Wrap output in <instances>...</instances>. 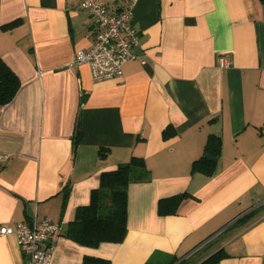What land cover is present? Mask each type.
Returning <instances> with one entry per match:
<instances>
[{
    "label": "crops",
    "instance_id": "obj_1",
    "mask_svg": "<svg viewBox=\"0 0 264 264\" xmlns=\"http://www.w3.org/2000/svg\"><path fill=\"white\" fill-rule=\"evenodd\" d=\"M133 24L137 57L96 80L70 64L93 42L78 0H0V57L20 79L0 105V224L32 214L60 222L51 264H165L202 243L194 264L219 248L228 255L218 264H264V3L136 0ZM210 133L222 139L217 168L192 172ZM133 155L150 178L128 185L124 239L88 246L67 236L101 172ZM183 191L175 213H158L160 198ZM22 257L15 235L0 236V264Z\"/></svg>",
    "mask_w": 264,
    "mask_h": 264
},
{
    "label": "trees",
    "instance_id": "obj_2",
    "mask_svg": "<svg viewBox=\"0 0 264 264\" xmlns=\"http://www.w3.org/2000/svg\"><path fill=\"white\" fill-rule=\"evenodd\" d=\"M264 3V0H260ZM14 25V21L6 24ZM20 86L17 73L0 57V105L12 100ZM83 101V98L81 99ZM164 137L173 134V130L164 129ZM82 140V131L75 125L72 137L73 151ZM222 149V139L210 133L206 139L202 154L191 164L192 172L211 175L217 168V157ZM104 156L106 149H99ZM150 178V170L142 156L133 155L129 160L119 163L116 168L104 170L100 174L99 185L91 190L90 201L77 207L75 217L68 223L65 234L81 244L97 246L100 242H121L127 232V189L130 182L145 181ZM188 192H179L158 200L159 214H171L177 211L180 202L189 196ZM251 215H243L240 219ZM199 245V244H198ZM210 241L204 248H208ZM198 249V248H197ZM193 250L185 256H172L165 264H194L191 261ZM187 255V256H186ZM224 248H219L195 264H218L227 256ZM82 264H110L108 259L85 256ZM151 263V259L148 262Z\"/></svg>",
    "mask_w": 264,
    "mask_h": 264
},
{
    "label": "built area",
    "instance_id": "obj_3",
    "mask_svg": "<svg viewBox=\"0 0 264 264\" xmlns=\"http://www.w3.org/2000/svg\"><path fill=\"white\" fill-rule=\"evenodd\" d=\"M135 3L136 0H123L118 8L112 9L105 0H78L79 9L92 17L93 42L87 49H77L70 64L88 65L96 80L121 75L123 64L137 57L134 48L139 44V33L133 24ZM219 61L225 65L226 56L220 55ZM7 160L8 154L0 153V166ZM62 230L60 222L36 214L14 224H0V236L13 234L17 239L23 256L19 264H51L54 243Z\"/></svg>",
    "mask_w": 264,
    "mask_h": 264
},
{
    "label": "rangeland",
    "instance_id": "obj_4",
    "mask_svg": "<svg viewBox=\"0 0 264 264\" xmlns=\"http://www.w3.org/2000/svg\"><path fill=\"white\" fill-rule=\"evenodd\" d=\"M193 249H191L190 251H192ZM189 253V251L186 253V254H188ZM180 256H183L184 257V255L182 254V255H180ZM192 261V260H191Z\"/></svg>",
    "mask_w": 264,
    "mask_h": 264
},
{
    "label": "water",
    "instance_id": "obj_5",
    "mask_svg": "<svg viewBox=\"0 0 264 264\" xmlns=\"http://www.w3.org/2000/svg\"><path fill=\"white\" fill-rule=\"evenodd\" d=\"M187 256V255H186ZM175 264V263H174Z\"/></svg>",
    "mask_w": 264,
    "mask_h": 264
}]
</instances>
